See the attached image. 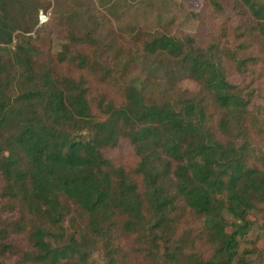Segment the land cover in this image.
I'll use <instances>...</instances> for the list:
<instances>
[{"label": "trees", "instance_id": "trees-1", "mask_svg": "<svg viewBox=\"0 0 264 264\" xmlns=\"http://www.w3.org/2000/svg\"><path fill=\"white\" fill-rule=\"evenodd\" d=\"M226 1L246 9L264 37V0L210 3L224 12ZM15 33L0 0V199L19 214L18 231L30 234L25 264H91L97 251L108 264H133L114 242L117 219L149 246L153 264H259L244 243L264 228L257 220L264 219V151L246 125L251 100L230 81L218 45L152 36L147 53L177 59L203 96L148 103L130 84L118 102L92 97L87 79L105 71L88 53L63 61L86 77L60 78L50 66L39 69L31 40ZM121 142L134 151L131 168L105 154ZM73 206L83 227L70 233ZM181 219L193 230L202 222L208 249L172 241ZM9 232L0 228V264L16 252Z\"/></svg>", "mask_w": 264, "mask_h": 264}, {"label": "rangeland", "instance_id": "rangeland-1", "mask_svg": "<svg viewBox=\"0 0 264 264\" xmlns=\"http://www.w3.org/2000/svg\"><path fill=\"white\" fill-rule=\"evenodd\" d=\"M210 1L7 0V9L16 28L15 35L30 39L34 45L39 69L50 66L60 78H79L80 74L86 77V71L63 62L83 51L104 66V73L87 79L96 100L120 102L122 87L130 84L143 91L148 103L199 99L203 86L180 72L178 60L147 53L145 43L156 34H166L191 35L205 46L218 45L220 52L225 53L224 65L230 81L251 100L246 125L254 142L264 151V37L255 30L256 23L249 19L247 10L237 8V3L226 1L225 11L216 12ZM28 110L33 114V109ZM211 111L217 123L218 109L213 106ZM105 154L126 168L136 164L134 151L127 142L105 149ZM68 219L70 233L83 227L75 206ZM19 220V214L9 210L8 204L0 199V228L9 227L6 242L16 247L15 254L4 259L3 264L26 263L22 250L30 245V234L18 231L15 225ZM115 223L114 242L125 251L130 263L153 264L149 246L125 231L124 219ZM197 223L200 228L193 230L188 219H181L172 241L186 240L189 246L194 242L202 252L208 249L203 224ZM182 233L186 236H180ZM248 239L244 246L255 247L257 261L264 264L263 224H258ZM90 261L108 264L100 251Z\"/></svg>", "mask_w": 264, "mask_h": 264}]
</instances>
